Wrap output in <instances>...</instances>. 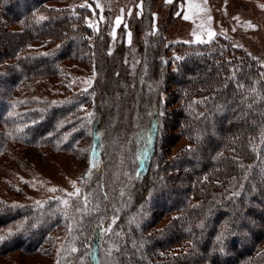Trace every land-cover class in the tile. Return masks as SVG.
<instances>
[{
    "label": "trees",
    "instance_id": "16d2710c",
    "mask_svg": "<svg viewBox=\"0 0 264 264\" xmlns=\"http://www.w3.org/2000/svg\"><path fill=\"white\" fill-rule=\"evenodd\" d=\"M55 2L70 6L49 5ZM94 9L92 0H0V158L17 140L4 111L22 86L57 74L61 64L73 60L101 66L109 37L106 21L97 19L91 43L94 31L86 19ZM169 24L158 32L160 37ZM175 51V66L162 41L149 60L157 99L143 89L130 88L123 96L126 102L137 100L138 126L131 133L137 122L131 124L126 143L132 134L142 168L123 198L110 194L100 181L104 211L93 220L83 217L75 256H83L82 264H101V231L120 205L125 206L119 223L125 237L115 264H264V250H258L264 241V66L226 39L177 45ZM96 91L102 92L100 84ZM114 92L107 99L96 97L98 114L90 126L88 151L93 170L84 175L87 180L104 175L102 142L113 131L112 108L105 105L117 103ZM160 94L167 96L165 103ZM73 107L63 108L71 113ZM149 107L154 115L147 120ZM65 109L47 110L28 125L24 137L33 141L37 136L40 144L52 146L56 134H48L56 128L60 136L72 125L63 127ZM45 126L44 135H35V128ZM80 135V130L71 132L66 145ZM180 142L186 145L173 155ZM59 206L56 201L41 207L0 199V255L33 253L52 241L55 227L66 219Z\"/></svg>",
    "mask_w": 264,
    "mask_h": 264
},
{
    "label": "rangeland",
    "instance_id": "374dc122",
    "mask_svg": "<svg viewBox=\"0 0 264 264\" xmlns=\"http://www.w3.org/2000/svg\"><path fill=\"white\" fill-rule=\"evenodd\" d=\"M92 2L94 12L86 19L87 25L94 31L89 39L93 43L97 19L106 21L109 37V49L103 56L101 66L82 59L61 64L57 74L41 80L34 79L22 86L5 106L4 121L14 127L12 129L16 132L17 140L8 146L0 158L1 201L41 207L47 202L56 201L66 219L61 227H55V234L50 238L52 241L46 239L48 243H44L39 251L0 255V264H82L83 256L78 259L75 256L83 217L89 216L93 220L96 214L101 215L104 211V200L99 192L100 181L104 179L110 194L123 198V195L132 192L139 176L138 170L142 168L141 162H137L132 134L131 143H126V133L131 124L137 122L132 125L131 133L138 126L134 110L137 100L130 95L132 100L126 102V94L130 88L137 92L143 89L153 93L157 99L159 92L154 89L156 83H152L150 80L153 79L148 77V63L156 55L159 42H163L165 53L174 60V66L177 45L206 44L225 39L244 49L264 66V0ZM49 5L65 8L70 3L55 2ZM185 15L189 19H184ZM166 22L170 24L160 37L158 32ZM210 33L214 35L210 37ZM98 84L101 86L100 93L96 91ZM114 91L117 103L105 105L109 111L112 108L113 131L112 134L109 131L102 142L105 150L104 175L87 180L84 175L93 170L89 166L88 151L91 144L90 126L98 114L96 97L100 94V98L107 99ZM159 97L163 103L167 101L166 95L160 94ZM65 106H72L73 111L66 112ZM49 109H65V115H60V119L66 118L63 127L72 123L66 132L61 131L59 137L56 128V132L48 134H56L50 147L40 144L37 136L33 141L27 140L23 133L35 120L46 116ZM145 115L147 120L151 119L154 111L149 107ZM47 130V126L44 129L35 128V135ZM79 130L81 135L74 137L75 141L68 147L66 144L73 138L71 132ZM185 145L186 142H180L174 148L173 155ZM77 189L79 194H76ZM116 207L101 231V264H115L124 241L125 233L119 223L125 206ZM172 217L169 216L160 228L165 227ZM39 221L42 223V219ZM82 243L85 245L83 238ZM258 250H264V241Z\"/></svg>",
    "mask_w": 264,
    "mask_h": 264
},
{
    "label": "snow or ice",
    "instance_id": "6c2138e0",
    "mask_svg": "<svg viewBox=\"0 0 264 264\" xmlns=\"http://www.w3.org/2000/svg\"><path fill=\"white\" fill-rule=\"evenodd\" d=\"M166 2L171 3L172 0H166ZM184 19H189V16L185 15ZM117 23H119V20L117 21ZM130 35V34H129ZM212 35H214V33H210L209 36L211 37ZM76 194H79V189H77ZM68 195H72L71 193H69ZM65 204H67V201H65ZM0 239H3V237H0Z\"/></svg>",
    "mask_w": 264,
    "mask_h": 264
}]
</instances>
